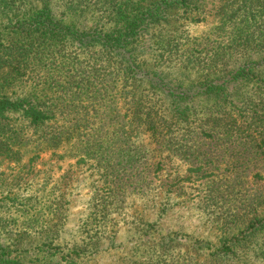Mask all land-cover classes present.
Masks as SVG:
<instances>
[{
  "label": "trees",
  "instance_id": "1",
  "mask_svg": "<svg viewBox=\"0 0 264 264\" xmlns=\"http://www.w3.org/2000/svg\"><path fill=\"white\" fill-rule=\"evenodd\" d=\"M56 2L71 23L54 18ZM5 19L0 162L30 167L42 154L72 143L74 159L95 165L102 187L82 243L67 249L56 243L60 202L46 205L30 197L8 211L12 192L2 193L0 209L8 214H0V264H23L21 239L12 243L10 237L24 239L26 231L41 239L42 264H81L112 250V216L132 196L170 191L175 183L161 174L175 158L187 168L185 180L190 174L207 180L211 202L225 192L253 195L247 206L255 209L245 227L219 246L195 240L187 251L170 249L177 242L170 235L160 241L157 256L112 264H241L256 252L252 239L264 237V0H0V24ZM172 23L208 27L204 36L165 42L184 68L200 74L189 88L166 84L142 59L150 31ZM146 92L157 94L154 105ZM195 98L212 101L217 112L199 113L187 103ZM146 135L153 149L144 146ZM213 175L220 181L207 179ZM134 224L145 233L154 229L143 219Z\"/></svg>",
  "mask_w": 264,
  "mask_h": 264
},
{
  "label": "rangeland",
  "instance_id": "2",
  "mask_svg": "<svg viewBox=\"0 0 264 264\" xmlns=\"http://www.w3.org/2000/svg\"><path fill=\"white\" fill-rule=\"evenodd\" d=\"M64 12L62 4L56 2L53 7L54 18L63 20L64 23H71L73 18ZM94 22L81 23L91 25ZM7 24L8 20H3L0 31ZM207 30L208 27L204 25L178 28L175 23L151 30L144 39L141 50L146 68L152 67L154 72L161 73L164 82L171 87L181 85L183 88H189L198 81L200 74L184 68L185 64L181 62V57L171 52L168 49L171 46H165V42L179 36L201 37ZM5 34L7 33H0V35ZM233 62L228 61L227 64L232 67ZM242 92L247 93V89H243ZM145 98L150 100L152 105L158 100L155 93L146 92ZM187 103H194L201 114L217 112L212 101L195 98ZM142 139L144 146L154 148L147 135ZM74 156V146L70 143L60 150L42 154L30 167H24L25 163L18 165L8 161L0 162V198L3 194L12 192L9 197L13 200L6 201L8 211L13 208L20 209V204L28 202L30 197L33 199L37 197L38 202L47 203L46 205L61 203L63 214L60 227L61 241L56 240V243L65 249L82 243L83 230L90 224L92 202L102 187V178L95 165L88 161L80 163L74 159ZM173 159L171 157L169 160ZM183 164L175 158L172 163L166 165L161 174L163 180L175 183L170 191L168 188L158 189L150 193L151 196L147 198L138 196L129 198L125 208L112 216L113 228L117 231L115 247L96 256L85 257L81 264H112L124 257H132L135 260L155 257L157 251L162 249L161 244L159 245L160 241L164 243L163 239L170 235L173 237L177 235V242L169 243L170 249L175 247L176 250L187 251L195 240L207 241L219 246L226 237L235 235L243 229L245 217L255 209L247 206L253 195L237 194V191L225 192L222 194L223 197H217L211 202L207 180H199L195 174L189 175L191 180H185L184 173L187 168ZM176 170L182 171V174L178 176ZM213 178L220 181V178L214 175L207 179ZM8 211L0 209V214L7 215ZM43 217L39 219L40 222ZM136 219L149 221L154 225V229L150 234L143 232L139 229L142 226L134 224ZM35 232H24L27 234L24 239L18 236L10 237L11 242L14 240L12 243L21 239L22 243L18 251L21 253L19 259L23 264L44 263L45 254H40L37 246L41 243V239ZM252 240L257 250L242 258L241 264H264L262 253L264 250L259 251L264 237H255ZM168 246H165V249Z\"/></svg>",
  "mask_w": 264,
  "mask_h": 264
}]
</instances>
